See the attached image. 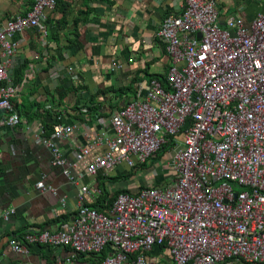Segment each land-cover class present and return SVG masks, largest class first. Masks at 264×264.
<instances>
[{"label": "built area", "instance_id": "1", "mask_svg": "<svg viewBox=\"0 0 264 264\" xmlns=\"http://www.w3.org/2000/svg\"><path fill=\"white\" fill-rule=\"evenodd\" d=\"M253 1L264 6V0ZM180 2V13L167 16L158 32L171 62L169 90L158 79L138 83L135 98L109 116L111 134L97 133L75 153L82 162L103 148L87 165L92 177L145 164L170 143L172 177L135 191L123 187L132 192L120 193L107 214L85 204L88 189L82 188L71 221L57 232L10 240L15 253L29 255V246L41 245L69 249L90 264H159L146 254L163 246L171 264H264V13L250 26L232 17L222 28L218 0ZM56 6L57 0H34L24 15L0 24V123L21 127L50 150L54 165L74 182L77 165L68 164L58 146L73 128L55 126L45 137L42 126L33 130L12 104L22 89L12 82L22 64L17 37L33 31L45 49L47 13ZM42 57L48 59L47 49ZM121 68L116 63L111 71ZM36 189L57 195L44 182ZM61 208H67L65 199ZM14 213H4V222ZM107 248L111 254L100 258Z\"/></svg>", "mask_w": 264, "mask_h": 264}, {"label": "crops", "instance_id": "2", "mask_svg": "<svg viewBox=\"0 0 264 264\" xmlns=\"http://www.w3.org/2000/svg\"><path fill=\"white\" fill-rule=\"evenodd\" d=\"M68 1L72 3V13L68 19L69 25L60 33L72 38L71 32L75 27L73 20L78 12L87 9V1ZM109 1L110 4L99 1L91 5L96 10L88 17L89 21L79 28V35L74 37L76 42L71 48H65L64 42H61L58 50V46L48 37L47 47L41 49L38 47L39 38L33 31L17 37L20 43L18 62L27 63L28 68L21 83L22 89L14 101H18L21 94L30 90L32 83H35L34 87L39 94L36 102L40 104L45 103L44 95L47 92L56 95L65 93L62 105L58 109H51V113L60 115L62 124L73 128L69 137L59 142L58 146L64 160L77 167L72 169L75 181L71 182L64 176L63 169L54 165L50 150L36 143L22 128L9 129L2 127L0 123V264H58L67 259H71L73 264H90L92 260L75 256L69 249L41 245L29 246V255L17 254L9 241H22L23 237L20 236L29 233L57 232L60 224L55 221L58 217L72 215V220L75 216L73 214L77 211L82 188L88 189L84 196L87 206L99 201L102 188L110 192L116 191L117 187L129 188V182L116 184L100 178V175L111 177L126 174L129 168L123 165L108 173L101 172L98 176L88 175L87 165L102 152L101 147L92 149L82 162H76L77 150L87 146L90 139L99 132L111 134V128L109 117L99 118L102 119L100 122L99 119L87 117L83 108L81 113L69 108L77 100L80 101L81 108L88 103L90 95H96V101L109 114L108 107L110 103H115V93L109 91L102 96L99 89L111 85L128 86L141 76L142 81L132 83L136 92L138 83L148 85L147 74L166 78L171 62L158 32L163 20L169 15L179 14L182 5L180 0ZM33 2L34 0H0V24L24 15ZM217 8L222 28L226 27L227 20L232 17L240 18L250 26L259 14L264 13V6L253 0H218ZM50 17L60 19L62 15L53 12ZM53 22L50 21L51 25L47 24L49 30L54 29ZM46 49L48 59L44 60L42 55ZM51 55L54 59H50ZM115 62L120 63L122 68L113 72L111 68ZM69 67L73 68L74 74H68ZM80 86H86V89H81ZM33 101V98L29 99V102ZM111 112L116 113L115 110ZM23 121H26L25 118ZM27 123L33 126V130L42 126L39 120ZM163 181L167 182L165 179ZM40 182L56 189L57 195L37 191L36 185ZM62 199L67 202L66 209L61 208ZM111 208L105 213H109ZM10 210H15V213L8 222H4L3 214ZM111 252L107 248L100 258H106ZM146 255L150 262L172 263L171 255L165 247H157Z\"/></svg>", "mask_w": 264, "mask_h": 264}, {"label": "trees", "instance_id": "3", "mask_svg": "<svg viewBox=\"0 0 264 264\" xmlns=\"http://www.w3.org/2000/svg\"><path fill=\"white\" fill-rule=\"evenodd\" d=\"M87 4L86 10H82L80 12H78L77 16L75 17V19L73 20L74 22V30H72L71 34H73L72 38L70 37H66L65 34H61L60 31L65 29L68 25H69V17L72 13V3H70V1L68 0H57V6L56 9L54 11H52L51 13L48 12L47 13V23L46 24H50V21H54L53 22V26L54 29L49 30V37L51 39L52 42H54L58 47L57 49L59 50V44H61V42H64V46L65 48H71L73 47V45H75V38L76 35H79V28L82 25H85L87 23V21H89V16L96 10L94 7H91V5L95 2H105L107 4H110L109 0H86ZM55 12V13H60L62 15V17L60 19H53L52 17H50V15ZM85 15V16H83ZM51 28V27H50ZM50 59H54V57L51 55ZM50 62V61H49ZM49 62L47 64H49ZM28 68L27 63H23L21 66H19L12 74V82L14 86H19L24 78V74L26 72ZM47 70L49 69L48 66L46 68ZM147 80L150 82L152 79H158L159 81H161V83L163 84L164 88L166 90H169L168 88V82H167V78L163 77L160 78L157 75H148L147 74ZM143 77L138 76V78L134 79V82H139L142 81ZM132 82V83H134ZM129 84L128 86H122V87H115L114 85L105 87L104 89H99V94H101L103 96V94L112 91L115 93V103H110V106L108 107V111L110 112L109 114H107L104 110H103V106L100 102L96 101V95H90V100L88 101L87 104H83L81 108L80 107V101L77 100L75 102V104L73 106H71L69 109L72 110L73 112L75 111L76 113H81V109H85L84 114L87 117H92L93 119L97 120L98 118H108L111 114H112V110L115 111H119L123 108V106L129 102L131 99L135 98L136 92L133 89V85ZM35 83H32L30 86V90L26 91V92H22L23 94H21L20 99L18 101H13L12 104L14 106L15 111L17 112L18 115H21L23 118H25V120L27 122H33L34 120H39L42 128L44 130V134L45 137H49L52 133V130L55 126H59L62 125V118L60 115L58 114H53L51 113V109H58V106L61 104L62 105V101L64 100L65 97V93L62 94H52L50 92L45 93V103L44 104H40L38 102H36V99H38L39 94L36 92L37 88L34 87ZM79 88H84L85 87H79ZM80 89V90H81ZM76 90V89H75ZM74 90V91H75ZM33 98L34 101L33 102H29V99ZM103 98V97H102ZM5 119L4 116H2L0 114V121H3ZM21 128V127H18ZM15 129V128H14ZM171 149V144H165L161 147V149L156 152L149 160L147 163L142 164V165H137L131 169H129L127 171L126 174H122V175H115V176H111V177H103L102 175H100V178H102L103 180L110 182L112 181L113 183H124V182H129V180H131L132 177L135 176L136 171L138 169H145L146 167H150L152 166L155 162H157V160H159L163 155H165L169 150ZM98 176V175H97ZM103 183V182H101ZM163 183H165L164 181H160L158 184L155 183V186H159L162 185ZM103 185V184H102ZM104 186V185H103ZM145 186L142 185L141 188H144ZM102 194L101 197L99 199V201L97 203H95L92 206H89L92 209H95L101 213H104L110 208L112 207V205L114 204V202L116 201L118 195L120 193L123 192H129L131 193L132 191H128V190H124L123 187L116 188V191L114 192H110L107 189L102 188ZM112 193V194H111ZM76 213L73 214V216ZM71 216L67 215V216H60L56 219V223L57 224H62V223H66L71 221ZM43 232V231H42ZM45 232V231H44ZM41 233V232H39ZM30 234V233H29ZM26 234H24L25 236ZM24 236H20L24 237ZM157 247H163V246H155L153 248V250ZM103 259V258H102Z\"/></svg>", "mask_w": 264, "mask_h": 264}, {"label": "rangeland", "instance_id": "4", "mask_svg": "<svg viewBox=\"0 0 264 264\" xmlns=\"http://www.w3.org/2000/svg\"><path fill=\"white\" fill-rule=\"evenodd\" d=\"M173 151L170 149L165 155H163L152 166L145 169H138L134 177L129 180L130 186L135 191L136 188L142 185H155L164 179L172 177V167L170 166L171 156Z\"/></svg>", "mask_w": 264, "mask_h": 264}]
</instances>
